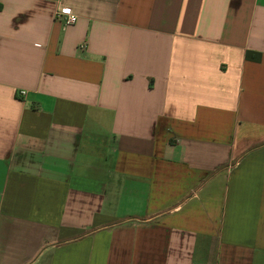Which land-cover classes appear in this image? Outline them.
Listing matches in <instances>:
<instances>
[{
	"label": "crops",
	"instance_id": "obj_1",
	"mask_svg": "<svg viewBox=\"0 0 264 264\" xmlns=\"http://www.w3.org/2000/svg\"><path fill=\"white\" fill-rule=\"evenodd\" d=\"M0 264H264V0H0Z\"/></svg>",
	"mask_w": 264,
	"mask_h": 264
},
{
	"label": "built area",
	"instance_id": "obj_2",
	"mask_svg": "<svg viewBox=\"0 0 264 264\" xmlns=\"http://www.w3.org/2000/svg\"><path fill=\"white\" fill-rule=\"evenodd\" d=\"M56 18L61 20L66 26H71L77 23L78 17L74 14H65L62 12L56 13ZM26 92H22V95H25Z\"/></svg>",
	"mask_w": 264,
	"mask_h": 264
}]
</instances>
